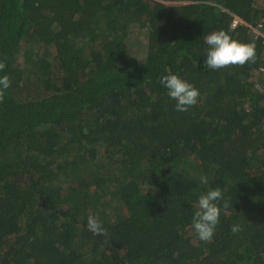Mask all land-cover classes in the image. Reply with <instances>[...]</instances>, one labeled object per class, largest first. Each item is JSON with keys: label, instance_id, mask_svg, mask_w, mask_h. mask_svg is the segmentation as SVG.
<instances>
[{"label": "trees", "instance_id": "16d2710c", "mask_svg": "<svg viewBox=\"0 0 264 264\" xmlns=\"http://www.w3.org/2000/svg\"><path fill=\"white\" fill-rule=\"evenodd\" d=\"M247 23L264 34V2L0 0V264H264V37ZM219 30L255 62L209 69ZM168 74L199 89L188 111ZM216 187L230 207L204 242L192 218Z\"/></svg>", "mask_w": 264, "mask_h": 264}, {"label": "clouds", "instance_id": "9594fccd", "mask_svg": "<svg viewBox=\"0 0 264 264\" xmlns=\"http://www.w3.org/2000/svg\"><path fill=\"white\" fill-rule=\"evenodd\" d=\"M204 40L209 46L205 63L211 70H219L229 66H243L248 62L254 63L256 60L254 45L237 41L224 30L212 32L205 36ZM5 67V63L0 62V71H3ZM11 83L8 75L0 76V102L4 101L5 93L11 87ZM160 83L168 89V96L176 101L175 108L177 111L186 112L198 103L199 89L179 75H165L161 78ZM200 183L207 185L208 177L201 176ZM221 200H224V196L219 187L210 188L200 194L198 198L191 228L201 241L207 242L214 237L216 227L220 222L222 208L219 202ZM229 207V201L224 200L223 209L226 210ZM87 228L93 235L107 236L108 234V230L96 216L90 215L88 217ZM231 231L233 233L241 232L243 226L234 224Z\"/></svg>", "mask_w": 264, "mask_h": 264}, {"label": "rangeland", "instance_id": "374dc122", "mask_svg": "<svg viewBox=\"0 0 264 264\" xmlns=\"http://www.w3.org/2000/svg\"><path fill=\"white\" fill-rule=\"evenodd\" d=\"M259 2H260V3H263L264 0H259ZM134 30H135V31L131 33V38H132V40L134 41L133 44H136V41H137V40L140 39V40L142 41L146 35H145V32H144L142 29H139V28L137 29V28H135ZM136 30H137V31H136Z\"/></svg>", "mask_w": 264, "mask_h": 264}, {"label": "built area", "instance_id": "2783aa9c", "mask_svg": "<svg viewBox=\"0 0 264 264\" xmlns=\"http://www.w3.org/2000/svg\"><path fill=\"white\" fill-rule=\"evenodd\" d=\"M238 22H239V19L235 18L232 25L235 26ZM243 22H245V21H243ZM247 24L253 29V31H255L257 34L262 35L264 37V34L261 32L260 27L256 28L255 26H252L249 23H247ZM263 86H264V81H263Z\"/></svg>", "mask_w": 264, "mask_h": 264}]
</instances>
